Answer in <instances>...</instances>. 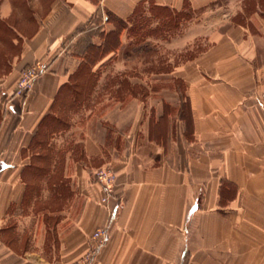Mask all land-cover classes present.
Listing matches in <instances>:
<instances>
[{
    "label": "crops",
    "instance_id": "obj_1",
    "mask_svg": "<svg viewBox=\"0 0 264 264\" xmlns=\"http://www.w3.org/2000/svg\"><path fill=\"white\" fill-rule=\"evenodd\" d=\"M141 8L186 14L184 39L208 43L161 74L184 85L192 118V142L180 119L176 140L168 134L185 143L172 156L149 138V118L137 121L135 100L119 118L118 106L104 115L97 102L120 89L99 84L125 73L121 51ZM108 14L128 23L121 48L92 69L99 84L77 102L71 78L88 42L113 30ZM37 61L50 71L16 97L21 72ZM145 88L149 102L163 94L180 103ZM260 99L264 0H0V264H76L102 227L109 239L93 264H264ZM163 105H154L157 119ZM104 166L116 174L107 205L93 179Z\"/></svg>",
    "mask_w": 264,
    "mask_h": 264
},
{
    "label": "rangeland",
    "instance_id": "obj_2",
    "mask_svg": "<svg viewBox=\"0 0 264 264\" xmlns=\"http://www.w3.org/2000/svg\"><path fill=\"white\" fill-rule=\"evenodd\" d=\"M143 11L140 13L141 19L139 22L135 20V18L131 21V24L136 26L132 29L130 33L131 45L125 47L121 51V57H123L126 61L121 62L120 70L118 68H111L112 70H117L122 72L125 70V73L117 76L105 77L103 82L99 84L100 77H93L92 80L95 82V86L98 84L105 87H115L120 85L122 81L125 79L131 85H135V96L129 95L126 92L123 94H115L114 92H110L109 90L100 92L97 95V102H103L104 106V115L111 113L112 110L116 106L121 108L115 109L116 116L119 118L122 114L127 112L128 103L131 104L132 100H135V112L137 116V121L145 115L149 118L148 128L150 131V122L151 120H156V114L154 105L155 103H160V100L163 101V104H167L175 109H178L181 102H184L183 99V90L184 87L177 81L172 80L171 78H166L161 76V74L170 73L175 66L190 60L201 53L203 50L207 48V41L204 37L199 38V40L194 41H186L184 38L186 29L181 26V24L185 25L186 21L189 20L188 17H185L186 14H174L167 11H159L154 8L151 9V14H145ZM143 21H147L143 23ZM144 25V29L138 32V28ZM201 33V32H200ZM130 71V75L126 73ZM126 74V75H125ZM145 74V75H144ZM152 74V75H151ZM135 75V77H133ZM151 75V76H149ZM76 78L73 80L72 84ZM179 84V85H178ZM152 87L153 90L158 94L163 89H168L167 95H171L169 98L171 100L177 99L180 100L179 105L173 106L169 100L164 99V95H151L152 99L147 101L150 96L148 93V89L145 87ZM122 91V90H121ZM169 93V94H168ZM177 93V95L175 94ZM73 96V95H71ZM75 97V96H73ZM91 95L84 94L80 98H77V102H83L85 98H90ZM76 98V97H75ZM176 103V101H174ZM143 103H146L145 107H143ZM90 104V103H89ZM152 105V108L150 106ZM131 107V105H130ZM130 108V114H131ZM164 112V105L163 111ZM163 114V113H162ZM112 115V114H111ZM111 117V116H110ZM116 117V118H117ZM127 117L126 114L123 117L124 123ZM179 119L178 112L171 116L169 121V131L170 134L173 135V140H176V135L179 134V129L177 125V120ZM108 124L107 129L112 130L110 122L105 123V126ZM185 125H184V141L185 139ZM155 132V131H153ZM137 134L142 136V127L137 128ZM174 141H171L168 138V143L166 144L165 150L167 153L172 156L173 149L178 147L179 150H183L185 143L180 141L177 145Z\"/></svg>",
    "mask_w": 264,
    "mask_h": 264
},
{
    "label": "trees",
    "instance_id": "obj_3",
    "mask_svg": "<svg viewBox=\"0 0 264 264\" xmlns=\"http://www.w3.org/2000/svg\"><path fill=\"white\" fill-rule=\"evenodd\" d=\"M142 13V12H140ZM140 13L135 15V20L141 19ZM186 17V15H185ZM142 20V19H141ZM138 20L137 22H139ZM107 22L113 25V30L108 33H99V37L101 39L100 44H95L93 41H89L87 46L83 52V63L79 67V70L75 75L71 78V85L78 89V91L72 93L73 96L80 98L84 94L91 95V90L95 87V82H93L92 78L95 76L92 73V69L96 67H103L108 65L111 62L112 57L109 58L108 61H104L110 54L116 53L121 48V35L128 28V23L123 21L112 14H108ZM147 21H143L146 23ZM136 26V23H135ZM134 26V27H135ZM144 29V25H141L137 30L142 31ZM96 77V76H95ZM94 77V78H95ZM76 78L74 83L73 80ZM97 78V77H96ZM174 80V79H172ZM177 81V80H174ZM182 84L180 81H177ZM179 85V84H178ZM183 85V84H182ZM184 87V85H183ZM119 90L115 94H124L125 92L129 95L135 96V88L131 87L128 81L125 79L119 85ZM122 90V91H121ZM153 92H156L152 89ZM183 99L179 108L175 109L167 104H164V112L163 114L156 120H151L150 122V131L149 138L151 140L155 139L158 144H163L166 146L168 143V134L169 131V121L171 116L178 112L179 119L183 121L186 131H185V139L188 143L193 141V126H192V118L190 114V106L189 101L185 95V89L183 90ZM76 101V100H75ZM155 131V132H153Z\"/></svg>",
    "mask_w": 264,
    "mask_h": 264
},
{
    "label": "built area",
    "instance_id": "obj_4",
    "mask_svg": "<svg viewBox=\"0 0 264 264\" xmlns=\"http://www.w3.org/2000/svg\"><path fill=\"white\" fill-rule=\"evenodd\" d=\"M50 71L49 65L44 61H37L26 67L19 77L15 89V96L18 98L25 97L34 87L35 82L44 74ZM264 111V99L259 101ZM95 183L103 190L101 203L107 205L114 194L116 184V174L109 166H104L95 171L93 175ZM109 239V231L107 227L98 228L92 235V247L89 252L76 264H93L101 249L106 245Z\"/></svg>",
    "mask_w": 264,
    "mask_h": 264
}]
</instances>
